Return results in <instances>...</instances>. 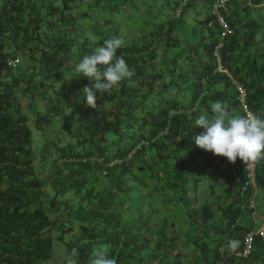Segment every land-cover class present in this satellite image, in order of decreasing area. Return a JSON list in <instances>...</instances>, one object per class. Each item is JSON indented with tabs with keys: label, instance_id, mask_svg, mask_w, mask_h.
Segmentation results:
<instances>
[{
	"label": "trees",
	"instance_id": "trees-1",
	"mask_svg": "<svg viewBox=\"0 0 264 264\" xmlns=\"http://www.w3.org/2000/svg\"><path fill=\"white\" fill-rule=\"evenodd\" d=\"M180 1L0 0V264H264V0Z\"/></svg>",
	"mask_w": 264,
	"mask_h": 264
},
{
	"label": "built area",
	"instance_id": "built-area-1",
	"mask_svg": "<svg viewBox=\"0 0 264 264\" xmlns=\"http://www.w3.org/2000/svg\"><path fill=\"white\" fill-rule=\"evenodd\" d=\"M185 1L186 0H183L182 4H184ZM218 21H219L220 25H222L223 27H225L226 30H228L221 17L218 18ZM17 62H18L17 58H7L6 59L7 65L11 66V67L16 66ZM236 87L238 89L239 100L243 104L244 103V96H245V89L239 83H236ZM245 111H246V116L248 117L249 122H250L249 129L246 132H244L243 134L236 133L234 135L237 138V148L239 150V153L241 154L242 159L245 161V163L247 165V169H248L247 179L244 181V188H245V186L253 184V182H254V167H255V164L249 159V156L247 154L246 140L248 138V134L250 133V131L253 127L259 125V126L264 128V122L263 121L256 120L255 116L250 111H248L246 108H245ZM254 146L256 147V152L260 156H264L263 150L257 145H254ZM253 203H254L253 199H251L250 200L251 208L254 207ZM252 214L255 217L254 220H256V216H258L257 212L253 211ZM259 219H260L259 226L254 231H250V232L246 233V235L244 236L243 247H242L241 251H239V254L242 256H247L251 253L252 245H253V239L257 233H259L262 236V238L264 239V213L259 215Z\"/></svg>",
	"mask_w": 264,
	"mask_h": 264
},
{
	"label": "rangeland",
	"instance_id": "rangeland-1",
	"mask_svg": "<svg viewBox=\"0 0 264 264\" xmlns=\"http://www.w3.org/2000/svg\"><path fill=\"white\" fill-rule=\"evenodd\" d=\"M187 12H189V10ZM189 21H184V23H181L180 24L181 27L177 26V30H176L177 37L181 36L183 40H185L186 37H188L187 35H189L191 32V25H190L191 23L189 24ZM23 65H24V60L20 58V62L17 68L20 69V67H23ZM30 129H31L32 151L34 153H37L40 151L42 144L44 142V135L41 133L39 129L35 128L34 126H30ZM58 236L59 233L57 231L53 230L51 232L52 243H51L50 256L46 261L42 262L41 264H61L62 261L64 260V257L66 255V248L63 240L60 239Z\"/></svg>",
	"mask_w": 264,
	"mask_h": 264
},
{
	"label": "clouds",
	"instance_id": "clouds-1",
	"mask_svg": "<svg viewBox=\"0 0 264 264\" xmlns=\"http://www.w3.org/2000/svg\"><path fill=\"white\" fill-rule=\"evenodd\" d=\"M182 1L183 0H181L180 1V3H179V5H178V7L176 8V10H175V14L177 15V14H179V12H180V10L186 5V3H187V0L185 1V3L184 4H182ZM219 22V21H218ZM8 58H17L18 59V62H17V64H16V66H14V67H12V68H15V67H17L18 66V64H19V62H20V57H8ZM7 59V58H6ZM6 62V61H5ZM6 65H7V63H6ZM8 66V65H7ZM9 67H11V66H9Z\"/></svg>",
	"mask_w": 264,
	"mask_h": 264
}]
</instances>
